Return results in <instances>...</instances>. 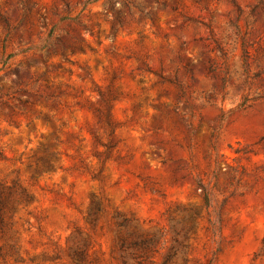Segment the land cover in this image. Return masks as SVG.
I'll return each mask as SVG.
<instances>
[{"label": "rangeland", "instance_id": "1", "mask_svg": "<svg viewBox=\"0 0 264 264\" xmlns=\"http://www.w3.org/2000/svg\"><path fill=\"white\" fill-rule=\"evenodd\" d=\"M0 194V264H264V0H0Z\"/></svg>", "mask_w": 264, "mask_h": 264}, {"label": "trees", "instance_id": "2", "mask_svg": "<svg viewBox=\"0 0 264 264\" xmlns=\"http://www.w3.org/2000/svg\"><path fill=\"white\" fill-rule=\"evenodd\" d=\"M203 192V199L206 205H209V198L208 195L206 194V192L204 191V189H202ZM7 201L8 199L0 194V239L4 233L5 227H6V223H5V213H6V209H7ZM118 226H125V222H120L118 224ZM139 244L137 243H133L132 246H130L133 249H136V247H138ZM123 246V245H122ZM1 247H0V257H1Z\"/></svg>", "mask_w": 264, "mask_h": 264}]
</instances>
